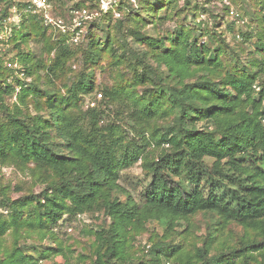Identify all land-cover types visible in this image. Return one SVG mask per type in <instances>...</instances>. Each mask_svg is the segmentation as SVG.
I'll return each mask as SVG.
<instances>
[{"label": "trees", "instance_id": "16d2710c", "mask_svg": "<svg viewBox=\"0 0 264 264\" xmlns=\"http://www.w3.org/2000/svg\"><path fill=\"white\" fill-rule=\"evenodd\" d=\"M171 2H119L116 9H123L124 17L115 19L114 27L122 30L126 21L138 25L144 17L156 18L160 7H168ZM23 6L26 12L13 29L10 41L18 47L17 57L24 64L25 73L31 74L32 69L41 65L40 60H34L32 52L20 47L21 42H26L33 34L47 40L48 52L55 51L47 71L61 74L65 61L73 55L71 46L80 44V41H71L72 34L79 28L72 32L69 27L73 26L72 22L65 25V31L57 25H45L44 7L37 10L32 0H27ZM112 16V10L104 12L103 20ZM217 16L212 15L215 20ZM6 17L5 10L0 20ZM93 25L89 27L83 59L86 68L94 66L98 60L93 50L96 44L93 27H98ZM180 28L175 36L168 33L157 38L134 32L136 41L147 45V52L150 47V56L157 67L166 68V76L161 78L156 67L147 66L148 71L162 83L165 79L175 80L172 85L167 83L166 93L150 90L147 96L133 94L138 117L151 120L172 116L162 133L158 131L159 126L150 132L157 145H166L169 150L153 159L144 157V168L151 179L139 204L128 195L120 199L110 194L119 188L116 181L120 170L133 164L150 146L143 131L140 132L142 146L126 143L119 134L122 126L118 122L98 127L97 110L85 113L91 120L88 131L70 114V108L80 100L78 95L93 90L92 74L81 72L78 80L66 90V96L47 89L37 90L36 86L27 87L17 80L22 91L18 93L19 100L23 101L28 92L37 93L43 101L36 102L35 107L47 113L23 114L18 107L5 112L6 122L0 123V161L31 162L38 169L51 170L59 178L50 186L51 193L41 191L38 195L5 199L14 224L22 221L29 228L46 230L48 226L53 227L64 210L72 214L102 211L104 225L95 233L99 249L92 264H157L162 259L176 260L180 264H234L233 258L240 256L241 264H249L253 258L251 251H259L264 258V79L261 78L264 26L257 33L253 50L261 61L255 56L238 62L230 59L223 35L215 36L212 46L208 44L213 39L199 41V35L210 33L208 27L207 31L203 30L201 21ZM197 29L198 35L195 34ZM226 29L231 32L233 22L227 24ZM47 30L55 31L57 38L47 36ZM106 32L109 36V30ZM104 43L108 46L109 39ZM7 87L4 92L11 93L13 88ZM120 89L123 87L104 89L103 94L106 97L118 95ZM199 121H203L201 126L197 125ZM64 200H69L70 204H65ZM196 212H210L225 222L257 228L262 236L239 248L211 255V240L207 238L192 255H182L179 243L159 240L147 246L145 254L149 258L133 260L128 256L125 241L129 228L157 219L165 228L172 229L180 224L181 218ZM16 252H19L17 248L0 258V264H33L32 256L21 252L14 257ZM240 252L247 253L240 255Z\"/></svg>", "mask_w": 264, "mask_h": 264}, {"label": "rangeland", "instance_id": "374dc122", "mask_svg": "<svg viewBox=\"0 0 264 264\" xmlns=\"http://www.w3.org/2000/svg\"><path fill=\"white\" fill-rule=\"evenodd\" d=\"M26 1H0V15L5 10L7 13V17L0 20V69H2L0 70V123L6 122L5 112L14 111L15 107L20 108L23 114L47 113V110L36 109V102L43 101L37 93L28 92L23 101L19 100L21 87L17 84V80L25 83L27 87L36 86L37 90L47 89L49 92L54 91L66 96V90L78 80L79 74L90 72L94 88L89 93L78 95L80 100L70 108V114L72 117L76 116L78 122L88 131L91 120L85 113H89V110H97L98 127H106L112 122H118L122 126L119 134L126 143L130 141L142 146L140 132L143 131V135L150 141V146L146 147L144 154H140L133 164L120 170L116 181L119 188L110 194L111 197L117 195L120 199L128 195L138 204L143 201L144 188L151 179L148 170L144 168V157L153 159L169 150L166 145H157L151 138L150 132L155 126H159L158 131L162 133L163 127L170 124L172 116L154 117L151 120L138 117L133 94L147 96L150 90L165 91L167 83L172 85L175 80L165 79L162 83L148 71L147 66L156 67L155 71L161 73V78L166 76V68L163 65L157 67L156 61L150 56L152 52L150 47L147 52V45L137 42L134 32L137 31L136 34L139 36L151 38L168 33L175 36L177 31H180L181 25L187 27L201 21L203 30L207 31L205 28L208 27L210 33L202 37L199 35L200 42L213 39L208 44L212 46L215 36L223 35L228 44L226 51L232 61L238 62L255 56L261 61L260 55L253 50L257 33H260L264 26V0H171L168 7L167 5L160 7L158 17L153 19L144 17V21L138 25H134L133 21H126L123 31L115 28L114 25L115 19L124 17L123 9L118 10L116 6L125 0H43L44 9H41L59 24L63 23L67 26L71 22L75 23L74 15H71L72 10H76L81 15L79 19L77 18V23L69 26L79 28L77 32H79L80 44L71 46L73 55L65 61L61 74L54 75L47 71V66L52 63L55 51H47V40L44 41L41 35L30 34L26 42H21L20 47L24 51L28 49L32 52L35 56L34 60H40L41 65L32 69L31 74H26L23 62L17 57L18 47L10 41L13 29L18 26L22 13L26 12L23 6ZM129 1L137 4L139 0ZM121 8L124 6L121 5ZM36 9L41 10L37 7ZM109 10H112L113 16L104 21V12ZM212 15H218L216 20ZM230 22H233L231 32L226 29ZM93 24L98 27L97 29L93 27L96 43L93 50L97 52L98 60L94 66L86 68L83 59L88 47L86 44L89 27L92 28ZM199 33L197 29L195 34ZM46 34L52 39L57 38L55 31L47 30ZM107 38L108 46L104 43ZM71 41L73 42L72 39ZM261 78L264 79V72L261 73ZM141 80L143 83L139 82ZM8 85L13 88L11 93L4 92L9 89ZM117 86L123 87L118 91V95L113 94L111 98L104 96V89ZM255 90H258V87ZM202 124L203 121H199L197 125ZM58 178L51 170L38 169L31 162L17 163L12 159L6 162L0 161V258L8 256L17 248L19 252H16L14 257L21 252L25 253L32 256L33 264H92L99 249V241L95 233L100 232L104 225L105 216L102 211L72 214L64 210L53 227L48 226L46 230L45 228L38 230L36 227H27L22 221L14 224L11 213L5 207L6 198L15 200L32 194L38 195L41 191L51 193L53 189L50 186L58 182ZM64 202L70 204L69 200ZM32 207L33 205H30V208ZM261 236L257 228L246 227L236 222H225L210 212H196L181 218L180 224H175L172 229L165 228L157 219H149L141 227L129 228L125 246L128 256L133 260L149 258L145 254L147 246L159 240L179 243L182 255H192L195 249L201 247L204 240L209 238L211 255L239 248L241 244L258 240ZM244 253L247 252H240V255ZM249 253L253 256L248 261L249 264H264V258L259 251ZM241 260L242 256L233 258L234 264H241ZM164 261L180 264L176 260L164 259L157 264H163Z\"/></svg>", "mask_w": 264, "mask_h": 264}, {"label": "built area", "instance_id": "2783aa9c", "mask_svg": "<svg viewBox=\"0 0 264 264\" xmlns=\"http://www.w3.org/2000/svg\"><path fill=\"white\" fill-rule=\"evenodd\" d=\"M32 3L33 4H35V7H37L38 9L40 8H43L44 7V1L43 0H32ZM30 7V6H29ZM28 7V8H29ZM72 13L74 14V22L75 23H77V18L79 19V17L81 16V15H79V13L76 11V10H72ZM78 22H79V20H78ZM44 23H45V25H50V24H53V25H57L59 28H61L62 29V31H65L66 30V26L65 25H63V24H59L58 22H56L52 17H50L49 15H47L46 13H45V20H44ZM74 23V24H75ZM80 23V22H79ZM73 24V25H74ZM71 27V26H70ZM76 29V26H74L73 28H70V30L72 31V32H74V30ZM78 38H79V32H74L73 34H72V40L74 41V42H77L78 41ZM23 74V73H22ZM163 264H171L169 261H166V262H164Z\"/></svg>", "mask_w": 264, "mask_h": 264}]
</instances>
